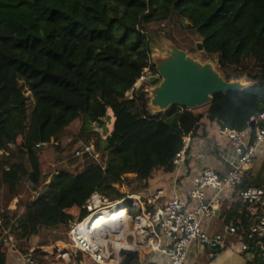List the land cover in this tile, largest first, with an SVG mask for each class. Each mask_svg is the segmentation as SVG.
<instances>
[{
    "label": "trees",
    "instance_id": "16d2710c",
    "mask_svg": "<svg viewBox=\"0 0 264 264\" xmlns=\"http://www.w3.org/2000/svg\"><path fill=\"white\" fill-rule=\"evenodd\" d=\"M174 18L188 22L205 55H216L227 81L248 74L252 83L215 94L208 114L240 130L256 118L255 133L264 126V0H0V150H7L0 152V185L13 197L26 180L40 191L19 207L0 206V264L6 263L7 234L24 245L42 226L61 229L74 213L83 217L82 206L96 190L120 198L112 184L124 174L135 173L128 184L141 192L151 178L175 170L183 138L202 114L181 105L152 111L148 82L125 98L145 67L157 74L153 43L173 35L158 36L159 25L153 26ZM109 110L116 119L105 144L98 131L83 127L73 150L79 158L76 149L93 142L106 169L90 159L77 173L61 167L41 188L44 147L36 144L54 141L82 116L102 122ZM256 223L244 238L256 251L253 264L261 250L248 234ZM141 263L137 254L121 261Z\"/></svg>",
    "mask_w": 264,
    "mask_h": 264
},
{
    "label": "built area",
    "instance_id": "2783aa9c",
    "mask_svg": "<svg viewBox=\"0 0 264 264\" xmlns=\"http://www.w3.org/2000/svg\"><path fill=\"white\" fill-rule=\"evenodd\" d=\"M152 75L156 74L152 73L149 66L145 67L133 87L125 93V98H133L135 90L149 82ZM260 118L264 120V112L260 114ZM215 124L219 132L225 135L233 146L231 168L227 173L220 174L215 169L205 166L194 177L187 200L174 195L164 204H158L164 196V189L160 188L148 197L140 192L133 193L130 191L127 178L134 176L135 173L124 174L119 181L112 184L122 193L120 198L112 200L98 190L92 192L82 206L86 214L80 217L79 214L74 213L68 218L66 222L68 241L63 242L65 245L59 240L43 247L40 252L66 260L83 253L96 264H121L123 257L129 254H137L144 258L146 255L157 253L165 256L168 264H188L190 247L194 241L214 248L224 246L225 239L222 235L210 236L203 228V221L215 215L219 206L218 196L209 198L207 191L215 189L220 193L226 188L237 186L242 181L264 143V126L258 127L252 134L251 127L240 130L218 119H215ZM191 140L192 133L189 132L184 136L182 147L174 158L176 168L186 159ZM47 144L40 142L36 146L44 147ZM8 146L13 148L15 143L10 142ZM0 152L7 153V150L4 148ZM75 156L94 160L102 169H106V160L102 159V152L96 149L93 142L82 143L76 149ZM51 182L52 177L49 176L41 188ZM32 184V181L28 180L30 187ZM34 194L38 196L40 191ZM240 198L245 203L257 204L264 200V188L247 187L240 192ZM121 207L127 209V215L122 219L106 222L99 228L94 227L98 214ZM2 226L3 219L0 216V230ZM228 229L236 231L233 226ZM248 237L251 241L260 244V254L264 264V243L261 240L264 238V214L251 226ZM3 240L5 245L17 247L18 240L14 235L7 234ZM249 248V242L244 239L241 249L249 250ZM22 257L27 264L35 262L32 252L24 253Z\"/></svg>",
    "mask_w": 264,
    "mask_h": 264
},
{
    "label": "crops",
    "instance_id": "0c3cea01",
    "mask_svg": "<svg viewBox=\"0 0 264 264\" xmlns=\"http://www.w3.org/2000/svg\"><path fill=\"white\" fill-rule=\"evenodd\" d=\"M216 72L224 78L222 73ZM229 82L245 88L252 83V80L248 77V74H245L243 77L232 79ZM157 106L158 110H162L160 105ZM208 106L209 103L192 108L195 113H200L202 116L192 134L186 159L173 172L162 173L151 178L149 185L140 192L143 196L148 197L161 188L164 189V196L161 197L158 204H164L174 195L187 200L194 177L203 167L209 166L220 174H225L230 170V161L233 155L232 143L225 135L219 132L215 119L208 114ZM107 114L111 116V124L104 125L105 129L106 127L109 129V132L104 136L105 142L112 132L116 119L112 110H109ZM247 187L264 188V143L261 145L251 167L237 186L226 188L220 193H217L215 189H208L209 198H213L215 195L218 196L219 206L215 215L203 221V228L210 236L222 235L225 239V245L214 248L199 241H194L190 247L188 264L254 263L253 261L257 256L254 248L242 250L241 246L245 238L246 229L253 222H258L264 214V200L254 205L243 202L240 198V192ZM0 201L3 204L7 203L13 209L16 205L17 197H13L11 201L7 202L2 196ZM230 226L235 227L236 231H230L228 229ZM53 231L52 228L42 226L39 232L32 235L24 245L18 241L17 247L3 246V250L6 253L5 264H27L22 256L24 253L29 252H32L34 264H96L83 253L66 260L40 252V249L52 245L60 238ZM259 245L258 243V247ZM139 259L143 261L141 264H168L167 258L157 253L146 255L144 258L139 257ZM256 264H258V261Z\"/></svg>",
    "mask_w": 264,
    "mask_h": 264
},
{
    "label": "rangeland",
    "instance_id": "374dc122",
    "mask_svg": "<svg viewBox=\"0 0 264 264\" xmlns=\"http://www.w3.org/2000/svg\"><path fill=\"white\" fill-rule=\"evenodd\" d=\"M159 25V27H157ZM174 27H173V26ZM162 26V29L159 28ZM157 27V28H155ZM153 28L157 29L155 32L158 36L161 33L166 35L168 33H172L173 37H164L163 39L156 40L153 43V54L152 58L156 62L159 67L158 72L169 62L173 61L176 58V55L182 53L183 51L187 54V57L190 60H193L197 64H210V66L215 70L224 75L222 70L219 68L216 62V55L207 56L203 53V49H199L197 47L198 42H202L199 40V36L195 35L194 31L190 30L188 27V22L186 20H181V23L178 22L176 18L163 22L162 24H156ZM173 28V29H172ZM188 33L192 35L188 36ZM194 34V35H193ZM163 82V78L157 80V82L149 81L147 84V88L149 90L150 97V109L152 111L158 110V104L156 100L157 97V89ZM154 86V88H152ZM156 103V104H154ZM111 124V116L108 114L102 120V122H92L89 120L87 116H82L67 126L60 134V136L54 141L49 142L44 148H42L39 152V159L42 164V169L46 174V179L53 174L55 169H60L61 167H67L70 172L77 173L79 172L83 166L86 164L85 159L75 158L73 155L74 148L79 144V134L81 132V128L86 127L87 129L96 130L99 132V142L101 145L105 144L104 136L109 132V129L105 126ZM102 125V126H101ZM55 142V143H54ZM60 145V149L56 146ZM17 159L11 158L9 159V163L16 161ZM128 174V173H127ZM132 176V175H131ZM129 176V177H131ZM130 191L133 193H139V191L132 190L130 184ZM5 198L7 202L13 199V196L8 192V189L4 185H0V198ZM34 196V192L31 187L28 185V181L26 180L22 187L20 188L19 194L17 196L16 205L19 207L20 203H27ZM0 206L4 209L10 208L9 205L3 204L0 201ZM63 228L53 229V232H56L57 235L63 234V237L58 239L59 242H67V228L66 226H62ZM56 242V241H55ZM64 244V243H63ZM65 245V244H64Z\"/></svg>",
    "mask_w": 264,
    "mask_h": 264
},
{
    "label": "water",
    "instance_id": "95a60500",
    "mask_svg": "<svg viewBox=\"0 0 264 264\" xmlns=\"http://www.w3.org/2000/svg\"><path fill=\"white\" fill-rule=\"evenodd\" d=\"M197 47L204 49L203 42H198ZM161 77L163 82L157 89L156 102L162 109L170 105L187 106L192 109L210 103L217 93L241 89L219 76L210 64L201 65L190 60L184 51L176 55V58L167 63L156 75H152L150 81L155 83ZM255 126L256 119L253 118L250 127ZM258 264H263L261 254Z\"/></svg>",
    "mask_w": 264,
    "mask_h": 264
},
{
    "label": "bare ground",
    "instance_id": "6f19581e",
    "mask_svg": "<svg viewBox=\"0 0 264 264\" xmlns=\"http://www.w3.org/2000/svg\"><path fill=\"white\" fill-rule=\"evenodd\" d=\"M125 215H127V209L124 207L112 211H104L96 216L97 218L94 221V227L99 228L106 222H116L119 219H122Z\"/></svg>",
    "mask_w": 264,
    "mask_h": 264
}]
</instances>
